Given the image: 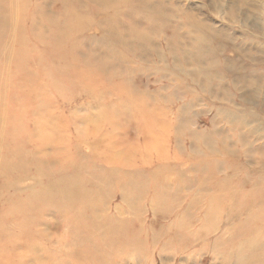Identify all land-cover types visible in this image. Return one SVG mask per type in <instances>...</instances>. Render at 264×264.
Returning a JSON list of instances; mask_svg holds the SVG:
<instances>
[{
  "label": "bare ground",
  "instance_id": "1",
  "mask_svg": "<svg viewBox=\"0 0 264 264\" xmlns=\"http://www.w3.org/2000/svg\"><path fill=\"white\" fill-rule=\"evenodd\" d=\"M156 4L160 7L152 0H0V264H114L134 250L153 256L167 250L169 241L158 229L137 226L143 207L160 209L181 227L189 222L185 209L191 202L172 214L178 193L170 192L160 169L138 168L129 150H119V141L112 139L121 124L124 129L133 118L138 124L141 114L150 120L161 113L163 88L142 90L135 77L141 69L167 72L148 65V51L139 45L150 40L155 24L163 26V47L181 41L177 25L165 21L172 15ZM99 13L104 19L96 18ZM201 25L206 26L191 20L199 30ZM95 28L106 29L104 49L85 34ZM194 40L205 48L204 36L196 34ZM166 52L172 50L157 58L167 59ZM166 63L178 75L180 62ZM87 97L92 100L83 104L85 109L103 106V111L78 115V104ZM81 142L91 155H82ZM99 160L109 166L100 163L99 169ZM205 160L194 167L207 173L205 185L220 189L228 180L216 182V164ZM258 165L264 168V154ZM27 177L35 182L12 189ZM251 183L248 203L256 210L235 207L244 216L238 229L250 233L237 244L238 264H260L264 258V170ZM116 195V211L108 213V200ZM206 200L209 229L223 215L219 197ZM48 211L63 222L60 232L38 228ZM147 230L151 236L144 234Z\"/></svg>",
  "mask_w": 264,
  "mask_h": 264
},
{
  "label": "rangeland",
  "instance_id": "2",
  "mask_svg": "<svg viewBox=\"0 0 264 264\" xmlns=\"http://www.w3.org/2000/svg\"><path fill=\"white\" fill-rule=\"evenodd\" d=\"M152 2L159 7L156 3H161L163 11L172 15L165 21L177 25L181 40L179 44L163 47L166 43L164 34L160 33L163 26L155 24L157 28L149 33L150 40L139 42L148 51V65L166 67L167 72L162 74L155 69L135 71L140 89L163 88L165 99L159 102L161 113L151 115L150 120V115L141 114L138 124L133 118L132 125L124 129L121 124L112 139L119 141V150H129L138 168L160 169L167 188L178 193L179 202L172 206V214L181 213L184 203L191 202L185 209L189 222L181 227L160 209L143 207L137 226L158 229L160 238L169 241L168 249L159 250L153 256L134 250L122 259H115L114 264H238L237 244L247 240L250 233L238 229L244 216L235 207L243 204L251 213L256 210L254 203H248L253 188L251 180L264 170L258 165L264 154V0ZM104 17L103 13L96 15L99 20ZM192 19L207 27L201 25L199 30L191 26ZM105 31L95 28L85 34L94 37V47L104 49L108 46L104 44L108 42ZM196 34L206 39L204 49L195 44ZM122 47L130 45L124 43ZM169 48L172 52H166L168 57L164 60L170 65L180 62L176 66L178 75L165 65L166 61L157 58L159 52ZM132 50L135 55V49ZM132 65L137 66V62L132 60ZM145 98L152 107L157 106L155 99L147 95ZM90 100L87 97L80 101L78 115L103 111V106L85 109L83 104ZM124 100L129 102L127 98ZM122 116L115 118L116 121ZM156 118L159 120L155 121ZM191 132L198 135L191 137ZM79 145L84 157L91 155L89 146L83 142ZM47 152L52 153V150ZM205 159L211 162L209 164H216V182L228 180L220 189L214 184L205 185L207 173L194 167L195 162ZM101 162L99 160V169ZM47 166L53 164L47 162ZM34 182L35 179L27 177L14 183L12 189H22ZM208 197L220 198L223 217L217 220L216 226L206 229ZM147 199L149 196L143 198ZM118 202L120 195L110 198L106 211L115 212ZM127 215L133 217V214ZM44 218L45 223L38 225L39 229L54 232L59 228L56 232L61 231L63 222L55 213L48 211ZM144 234L151 236L152 232L147 230ZM260 264H264V258L262 262L260 257Z\"/></svg>",
  "mask_w": 264,
  "mask_h": 264
}]
</instances>
